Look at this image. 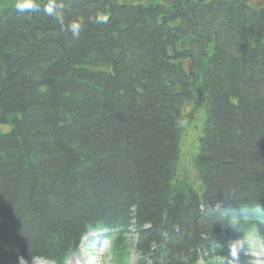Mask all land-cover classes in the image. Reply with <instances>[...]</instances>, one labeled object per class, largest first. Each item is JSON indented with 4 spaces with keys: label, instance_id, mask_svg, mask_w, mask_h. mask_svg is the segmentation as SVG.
Instances as JSON below:
<instances>
[{
    "label": "trees",
    "instance_id": "16d2710c",
    "mask_svg": "<svg viewBox=\"0 0 264 264\" xmlns=\"http://www.w3.org/2000/svg\"><path fill=\"white\" fill-rule=\"evenodd\" d=\"M15 2L0 0V264L59 259L98 222L133 223L145 264H215L238 228L225 211L264 203V0H56L59 19ZM198 112L199 190L177 179Z\"/></svg>",
    "mask_w": 264,
    "mask_h": 264
},
{
    "label": "rangeland",
    "instance_id": "374dc122",
    "mask_svg": "<svg viewBox=\"0 0 264 264\" xmlns=\"http://www.w3.org/2000/svg\"><path fill=\"white\" fill-rule=\"evenodd\" d=\"M202 123V118L198 119L194 124H192L191 126L189 125V128L184 133L179 158V176L183 175L184 171L187 172L189 170V164L193 161L194 156L198 153V141L200 138ZM107 260H109V258H107ZM135 261L136 257L131 259L130 264H134ZM251 262L253 261L249 260V263Z\"/></svg>",
    "mask_w": 264,
    "mask_h": 264
},
{
    "label": "clouds",
    "instance_id": "9594fccd",
    "mask_svg": "<svg viewBox=\"0 0 264 264\" xmlns=\"http://www.w3.org/2000/svg\"><path fill=\"white\" fill-rule=\"evenodd\" d=\"M15 8L19 12H25V11H34L38 8L37 0H16L15 2ZM44 11L46 14L55 16L59 19V12L57 11V4L56 0H49L47 5L44 8ZM68 30L72 32L74 37H78L81 30V25L77 22L70 23L68 25ZM230 254L235 257L237 255L235 247H231Z\"/></svg>",
    "mask_w": 264,
    "mask_h": 264
},
{
    "label": "bare ground",
    "instance_id": "6f19581e",
    "mask_svg": "<svg viewBox=\"0 0 264 264\" xmlns=\"http://www.w3.org/2000/svg\"><path fill=\"white\" fill-rule=\"evenodd\" d=\"M250 209H258L260 212H263L264 213V203L262 201L260 202H256L254 204H249L248 206ZM243 225V224H242ZM84 264V259L81 260ZM69 264H79V263H76V262H73V261H70Z\"/></svg>",
    "mask_w": 264,
    "mask_h": 264
}]
</instances>
